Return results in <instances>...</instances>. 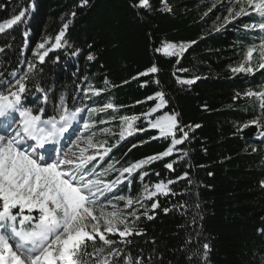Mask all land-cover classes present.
Returning a JSON list of instances; mask_svg holds the SVG:
<instances>
[{"label": "trees", "instance_id": "obj_1", "mask_svg": "<svg viewBox=\"0 0 264 264\" xmlns=\"http://www.w3.org/2000/svg\"><path fill=\"white\" fill-rule=\"evenodd\" d=\"M138 3L0 0V24L25 12L22 23L0 33V81L18 70L24 32L29 33L31 50L53 40L67 24L63 50L51 52L43 63H34L30 72L18 70L22 76L27 74L26 107L34 113L44 108L43 118H47L56 114L61 96L71 110L87 103L88 95L76 96L79 84L101 90L88 103L96 109L92 132L112 148L100 163L105 170H113L107 179L116 175L114 170L171 146V137H162L149 121L175 114L179 127L188 133L172 155L145 164L131 176L124 174L127 184L117 191L132 198L138 196L142 183L146 195L155 191L153 184L173 183L168 185V195L158 193L146 199L145 207L135 212L139 219L134 227L142 235L128 236V242L109 237L115 241L113 247L120 249L119 256L109 259L116 264H124L129 257L143 264H264V142L256 138L264 131V109L256 97L244 95L264 90V69L255 68L259 57L254 53L252 73L231 71L244 61L249 46L264 39V32L246 27L261 17L250 13L224 23L226 0H149L147 9ZM170 43L185 45L187 51L182 57L156 51ZM68 53L77 54L75 60L70 62ZM153 65L158 72H147ZM4 86L1 83L0 90ZM37 86L43 89L42 101L36 96L31 99L40 95ZM156 92L164 93L165 103L153 112L160 103ZM107 103L114 104L115 110L100 111ZM122 117L136 118L138 130L119 141ZM104 119L108 120L105 124ZM253 119H259L260 126L243 127ZM104 127L108 131L100 133ZM181 135L177 130V138ZM167 163H173V169L166 168ZM153 202L159 203L154 210ZM95 243L105 248L102 260L107 246L98 238ZM204 244L209 245L207 261ZM88 252L92 255L82 257L85 264L96 260L91 247Z\"/></svg>", "mask_w": 264, "mask_h": 264}, {"label": "snow or ice", "instance_id": "obj_2", "mask_svg": "<svg viewBox=\"0 0 264 264\" xmlns=\"http://www.w3.org/2000/svg\"><path fill=\"white\" fill-rule=\"evenodd\" d=\"M162 2L166 3V0ZM82 3L86 4L87 0H82ZM138 7L150 8L149 0H139ZM250 13L258 14L261 21L246 27L264 32V0H234L232 6L228 8V17H225V20L230 22ZM24 16L25 12L21 11L12 19L0 24V33L4 32L6 27L10 28L18 22L22 23L21 18ZM64 28H67V24ZM64 34L61 30L55 36V43L48 49H45L47 41L38 45V49H45L36 53L41 63L44 62L49 51L64 46L62 42ZM156 51H162L168 56L182 57L187 51V46L170 43ZM254 53H258L259 57L255 68L264 69V39H262L259 45L253 44L247 48L244 61L233 67L231 71L252 73L255 70ZM88 59L92 60L93 56L89 55ZM33 67L30 64L29 71ZM147 72L157 73L158 68L153 65ZM147 72L141 75H147ZM26 79L27 74L16 79L14 84L10 82L6 89L0 90V264H85L82 257L92 255L88 252L89 247L96 254V260L90 264H116L109 257L119 256L120 249L113 247L115 241L109 237L118 236L121 242H128L125 240L126 237L143 234L133 226L139 216L135 212L125 213L106 195L122 181L119 177L116 181L110 182L98 177L92 178L96 173L94 167L89 168V164L95 161L97 156L86 153L89 148L97 145L92 136L84 138L78 134L79 129L74 127L82 119L80 114L84 109L80 107L69 109L64 97L61 96L56 114L43 118L44 108H39L34 113L30 107L24 106V94L28 91ZM179 82L192 84L195 81ZM105 83L107 84L108 81L106 80ZM89 90L95 95H99L101 91L93 89L91 85ZM36 91L41 92L43 89L37 86ZM244 95L256 97L260 101V108L264 109V90H249ZM155 96L160 103L152 110L153 112L165 103L163 92H156ZM47 100L48 96L45 93L43 101L46 103ZM115 108L114 104L107 103L100 111L115 110ZM91 111L94 112L96 109ZM135 119L122 117L126 128L120 131V140L125 139V134L132 135L137 130L134 127ZM149 123L152 128L159 130L162 137H171V146L156 156L147 157L120 170V176L124 179H127L125 173L131 176L145 164L172 155L176 146L181 145L188 137V133L179 127L175 114L160 116ZM250 125L260 126L259 119H253L243 127ZM90 127V123H83L85 131ZM196 127L200 126L196 125ZM177 130L182 133L179 138L176 136ZM81 141L86 143V148H80ZM73 148H79V155L73 151ZM111 150V147L105 148L102 154L97 153V155L103 158V155H107ZM184 155L187 153L185 152ZM165 167L173 169V163H167ZM184 176L186 177L187 173ZM171 183H173L171 180L167 183L160 181L155 185V191H147L145 198L152 200L158 193L168 195L171 191L168 185ZM261 183L264 187V182ZM113 199L124 201L125 208L129 209L134 204L132 197L117 195ZM136 203L141 202L136 201ZM150 207L154 210L159 207V203L153 202ZM164 211L167 212L168 209ZM144 214L147 215V212ZM128 216L134 217L131 223ZM147 218L151 220L153 216L147 215ZM97 238L108 249L107 255L102 260L100 254L105 252V248L96 246ZM88 241L93 243L89 246ZM203 248L206 250L203 259L207 261L209 245L204 244ZM124 264H143V262L133 261L129 257Z\"/></svg>", "mask_w": 264, "mask_h": 264}, {"label": "rangeland", "instance_id": "obj_3", "mask_svg": "<svg viewBox=\"0 0 264 264\" xmlns=\"http://www.w3.org/2000/svg\"><path fill=\"white\" fill-rule=\"evenodd\" d=\"M226 2L228 4V6L231 7L232 4L234 3V0H226ZM32 9H33V7H31V11H32ZM225 17H228V9H227L226 13L222 16V19H221L224 23H226ZM260 21L255 22V23H259ZM66 29L63 26L61 30H63L64 33H65L66 32ZM60 31H59V33H60ZM23 36H24V40L25 41H24V43H23V45L21 47V63L18 64L17 69L18 70L23 69L24 72L27 73V72H30L29 71V65L30 64L34 66V63H41L40 60L38 59V56L36 55L37 51H41L42 52L45 49L50 48L51 47V44L55 43V37H54L53 40H46L48 43H45V41L42 42V43H45V49H38V45L41 44V43H38L33 49L30 50L29 49V44L27 42V37L29 36V33L28 32H24ZM63 38H62V42H63ZM63 48H64V46L61 47V48L52 49L51 51L48 52V55L51 52H55V51H58V50H63ZM28 51H29V53H28ZM76 56H77V54H73V53L69 54L68 53L67 54V59L71 62V61L75 60ZM45 58H44V60H45ZM55 61L57 62L56 59H55ZM33 68H32V70H33ZM18 70L10 73V75L7 76L6 79L0 81V84L3 83L5 85L4 86L5 89L9 86L10 82L14 84L15 80L18 79V78H20L22 76V73L20 75V73L18 72ZM41 94H43V93L40 92V95H32V98L31 99H34L35 96H36L35 99H37L38 101H42ZM78 94L80 96L82 94L84 96H86V95L89 96V97H87L85 99V102H87V103H85V105L82 107L84 109V111L80 114V116L82 117V119H80L79 122L74 125V127H76V128L79 129V133L78 134L82 135L84 138H87L89 136H92L94 143L97 145V147L89 148L88 151H87V153H86V155H96L97 156L96 160L95 161H92L89 164V168H93L94 167V170H95V173H96V175L94 177H92V178H97L98 177V178L102 179L105 182H110V181H116L117 178L119 177L122 182L116 184V186L113 188V191L112 192L106 193V195L108 196V198L111 199L113 203L117 204L118 207L121 210H123L125 213H128L129 212L128 210H132V212H136L140 208L143 209L145 207V204H146V198H145L146 197V185L143 184V183L139 187V194H138V196L136 198H133L134 204H133L132 208H130V209L129 208H125V202L124 201H118V200H114L113 199L114 196L122 195V194H119L120 192H118L117 190L118 189H121L120 186H122L123 184H127V183H123V177L120 176V170L119 171H115L114 170V173L116 175L112 179H107V177L109 178L112 175L113 170L112 169L105 170L100 165V163L102 162V159L106 158L107 155H103V158H101V156L100 155H97V153H101L102 154L104 152V149L105 148H108V147L105 144L102 143V139L100 137H98V135H95L92 132V129H91V127L94 126V124H95V121H94V112L95 111L93 112L91 110L92 109H95V106L91 102L90 103H88V102H89V98H91V96H93L95 94L92 91L89 90V87L88 86H84V85H80V84L78 85V89H77V92H76V96H78ZM37 96H39V97H37ZM23 102H24V106L26 107V102H27V96H26V94H24V101ZM132 118H134V117H132ZM84 122H88L91 125V127L87 131H85L83 129V123ZM107 122H108L107 119L102 120V123L103 124H105ZM136 124H137V121L135 119V121H134V127H135V129H137ZM122 128H126V125H125L124 121L121 119V121H120V131L122 130ZM105 129L108 130V127H104V129L100 133H104L105 134L107 132V131H104ZM137 130L134 131L133 134L135 132H137ZM120 131H119V133H120ZM97 134H99V133H97ZM129 136L130 135L125 134V138H127ZM256 138L258 140L264 142V131H261L260 130L259 133L257 134ZM119 141H120V136H119ZM100 145H103V147H99ZM86 147H87L86 143H84L83 141H81L80 148H86ZM73 151H75L77 153V155H79V148H73ZM125 174H127V173H125ZM156 184H153L152 185V189H155V185ZM127 188H128V185H127ZM123 196L129 197L127 194H125V195L123 194ZM136 201H140L141 203H136ZM120 202H121V205L119 204ZM105 203H107V202L105 201ZM109 210H110V206H109ZM128 220L131 223L134 220V217L128 216Z\"/></svg>", "mask_w": 264, "mask_h": 264}]
</instances>
